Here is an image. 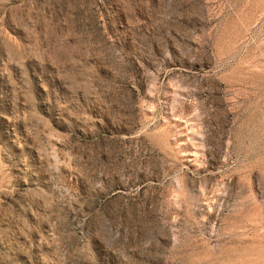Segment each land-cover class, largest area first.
Returning <instances> with one entry per match:
<instances>
[{
    "label": "rangeland",
    "instance_id": "1",
    "mask_svg": "<svg viewBox=\"0 0 264 264\" xmlns=\"http://www.w3.org/2000/svg\"><path fill=\"white\" fill-rule=\"evenodd\" d=\"M257 244L264 0H0V264Z\"/></svg>",
    "mask_w": 264,
    "mask_h": 264
},
{
    "label": "bare ground",
    "instance_id": "2",
    "mask_svg": "<svg viewBox=\"0 0 264 264\" xmlns=\"http://www.w3.org/2000/svg\"><path fill=\"white\" fill-rule=\"evenodd\" d=\"M191 264H264V244L243 248L233 253L195 254L191 256Z\"/></svg>",
    "mask_w": 264,
    "mask_h": 264
}]
</instances>
